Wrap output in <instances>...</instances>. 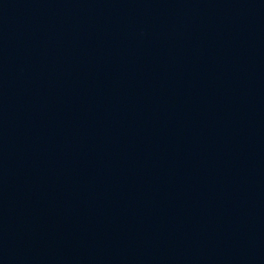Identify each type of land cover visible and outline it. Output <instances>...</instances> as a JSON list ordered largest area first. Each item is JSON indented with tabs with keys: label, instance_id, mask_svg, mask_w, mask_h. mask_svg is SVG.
<instances>
[{
	"label": "water",
	"instance_id": "obj_1",
	"mask_svg": "<svg viewBox=\"0 0 264 264\" xmlns=\"http://www.w3.org/2000/svg\"><path fill=\"white\" fill-rule=\"evenodd\" d=\"M0 264H264V0H0Z\"/></svg>",
	"mask_w": 264,
	"mask_h": 264
}]
</instances>
